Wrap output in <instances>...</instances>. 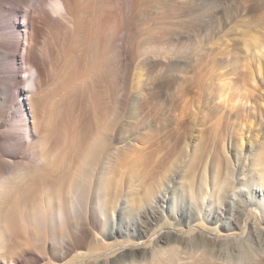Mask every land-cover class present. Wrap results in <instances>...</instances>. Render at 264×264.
Returning <instances> with one entry per match:
<instances>
[{
	"label": "bare ground",
	"instance_id": "6f19581e",
	"mask_svg": "<svg viewBox=\"0 0 264 264\" xmlns=\"http://www.w3.org/2000/svg\"><path fill=\"white\" fill-rule=\"evenodd\" d=\"M205 17L204 0H0V264H264V141L227 123L264 100L233 60L218 91L204 80ZM46 29L69 43L55 59ZM232 40L264 59V33ZM130 109L155 124L112 154Z\"/></svg>",
	"mask_w": 264,
	"mask_h": 264
},
{
	"label": "rangeland",
	"instance_id": "374dc122",
	"mask_svg": "<svg viewBox=\"0 0 264 264\" xmlns=\"http://www.w3.org/2000/svg\"><path fill=\"white\" fill-rule=\"evenodd\" d=\"M204 6H205V11H206V17H205V23H204L206 48L203 50V52L206 56L205 62L207 66L204 80L207 81V83H209L213 87L215 92L218 91L220 88L219 78L221 77L223 73H225L228 67L230 68V66H227V63L225 60L230 59V60H233L234 65H236V67L238 68L237 72L234 75L230 76V79L235 84H245L251 88L250 76H251V73L253 72L254 75L259 80V83L256 86V88H253V91H252L253 96L257 97V99L259 100H264V59H255L252 61L251 55H250L251 51L249 55H247L244 49H241L242 47L239 45V43H236V41L234 40L230 42V48L228 49L225 48L226 39L228 37L231 39H238L240 35H244L247 38H249V44H251V36L253 34L264 33V0H204ZM95 8H97V6H95ZM95 17L96 16L94 15L93 18ZM93 20H92V26L95 25L96 21H97L96 23L98 26L97 17L95 19L96 21L94 20L95 22H93ZM97 26H94V27H97ZM96 29L97 31H94L95 39L97 38L96 34L98 33V28ZM96 29L94 28V30ZM45 31L46 33H49L47 29ZM95 32L97 33L95 34ZM196 33H197V26L193 24L188 29V32L186 33L187 38L193 39ZM61 34L60 32L55 31V36H57V38L54 36V34L52 35L53 37H48L50 39V40L48 39L49 43H51L50 50H52V52L50 51V54L52 53L51 54L52 56L51 55L50 56L51 58L53 57L52 59H55V55L57 56L58 54V53L56 54V52H59L58 48H55L54 46L55 42H57L59 46L62 40L66 39L64 38L65 36ZM51 35L49 33V36ZM54 37L55 39H52ZM57 39L61 42H59ZM54 40L56 41L54 42ZM57 43H56V47H57ZM65 43L66 41L64 40L62 44L64 45L69 44V43L67 44ZM144 59L145 58H143L141 61L143 62ZM142 65L143 64L141 63V66ZM259 67L261 68L260 71H258ZM160 69H163V67H160ZM23 75H24L25 82L21 84V90H23V87H25L26 89H29V86L27 85V81H26L29 75L27 73H24ZM142 80L145 81V83L141 85L143 87V90H139L138 88H136L134 92L136 93L140 92L144 96L146 93L145 86L146 84L150 83V81H147L146 83V75L142 77ZM261 93H263V95ZM26 106L29 107L28 101H26ZM26 106H25V109H26ZM27 109H28L27 118L32 123L31 113L29 111V108ZM241 109H240L239 117H237V115L233 112L231 113L232 120L228 121V118H227V123L228 122L230 123V127L228 126V129L230 131L234 129V133H237L238 131L241 132L242 128L244 127L243 133L247 135L245 142L249 144V146L251 144L253 145V147H256L257 144H261V142L264 141V103L263 105L259 104L258 106H256L255 112L251 111L250 113H248V110H246L245 108L244 109L246 111L244 109L242 110ZM131 112H132L131 109L128 112L126 110L124 113L119 115V117L121 116V118H119L120 121L118 123V126L116 127L117 133L115 134V136L117 135V138L116 139L112 138L111 140V146L114 147L111 151L112 154L119 153L121 156H128L127 154H129V151L131 152L130 147L132 146V144L133 143L136 144L137 142H139L137 140V136L138 135L141 136V131H138L139 129L138 130L135 129L136 123L139 122L140 124H142V122L144 123L147 122V125H148L147 129L149 127L154 126L155 124V122H153V119H155V117L152 114V112H150L151 114L149 113L150 115L147 114L145 116L146 119L142 117L143 116L142 114H139V111H137V116L135 117L133 115L134 113H131ZM175 115L176 116L174 117L176 119L178 114H175ZM260 115L263 116V120L260 119ZM250 117L252 119L253 125L251 126V128L250 127L248 128V126H250L248 124ZM158 121H161V119L160 120L158 119ZM186 129L188 132L186 131ZM184 130H185L184 131L185 133L183 134L184 135L186 134V136H184V138H181V140L183 139L182 142L186 143L188 141L193 140L194 135H195L194 134L195 129L191 128L190 122L189 124L187 123V127ZM170 138L171 137L169 135L167 137V140L174 142L175 137H173V140ZM247 151L248 149L244 148L242 156H244V152H247ZM231 153L235 154V152L233 151H231ZM245 158L248 161V157L246 156ZM246 160H245V163H246ZM174 182H176V178L173 179V183ZM238 187H241V186L238 185ZM166 192L168 196L170 195L172 196V193H170L168 189L164 188L162 194ZM234 197L235 198L241 197L240 190L234 193ZM244 198L246 199V195L245 196L243 195L241 197V199H244ZM188 199L189 198H187V201ZM122 203L124 205L125 203L124 200L121 201V203H119L118 207H120ZM162 203H164L166 206L169 205L175 208H177V206L180 205V203H178V205L176 204V202L174 201V198H171V199L169 198V201H165V202L162 201ZM189 206L190 204H186V207H189ZM251 206H253L254 210L257 211V214H259L258 210L255 209V204ZM112 219L116 221L117 217L114 215L112 216ZM110 263L111 261L110 259H108L106 261V264H110Z\"/></svg>",
	"mask_w": 264,
	"mask_h": 264
}]
</instances>
